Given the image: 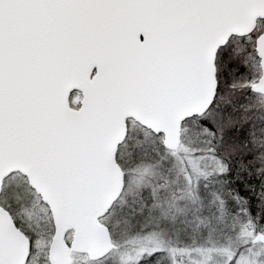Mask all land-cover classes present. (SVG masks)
Returning a JSON list of instances; mask_svg holds the SVG:
<instances>
[{"label":"snow or ice","instance_id":"snow-or-ice-1","mask_svg":"<svg viewBox=\"0 0 264 264\" xmlns=\"http://www.w3.org/2000/svg\"><path fill=\"white\" fill-rule=\"evenodd\" d=\"M0 264H264V0H0Z\"/></svg>","mask_w":264,"mask_h":264}]
</instances>
